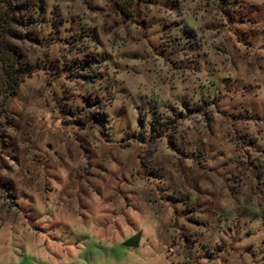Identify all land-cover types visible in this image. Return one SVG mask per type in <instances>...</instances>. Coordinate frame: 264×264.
I'll return each instance as SVG.
<instances>
[{
	"label": "rangeland",
	"instance_id": "374dc122",
	"mask_svg": "<svg viewBox=\"0 0 264 264\" xmlns=\"http://www.w3.org/2000/svg\"><path fill=\"white\" fill-rule=\"evenodd\" d=\"M22 1L0 264H264V0Z\"/></svg>",
	"mask_w": 264,
	"mask_h": 264
},
{
	"label": "trees",
	"instance_id": "16d2710c",
	"mask_svg": "<svg viewBox=\"0 0 264 264\" xmlns=\"http://www.w3.org/2000/svg\"><path fill=\"white\" fill-rule=\"evenodd\" d=\"M2 2L4 3L6 7V13H5L6 17L3 19L4 24L2 25L4 29L2 28L3 30L0 31V56L6 59L5 60L6 66L4 67V71H5V77H6L7 83L8 85H10L11 88L15 89L17 85L21 82V79L25 75H28L31 70L25 67H22L23 63L21 61L22 60L21 55L17 52L15 48L11 49L5 46V44H2L4 41L5 34L9 31V29L7 32L5 31V28H6L5 24L10 25L11 22H13V24L21 23L22 26L23 25L29 26L33 20L31 18L32 15H30L25 20V22H21V20L17 19L18 14L20 12H21L20 14H22V12L24 11L26 12L29 11V9L31 8L30 4L28 5L24 4L22 0H2ZM36 5L38 8L41 7L40 4H36ZM23 7H25V9ZM6 18H8V20ZM9 32L11 33L12 31H9ZM11 34H13V36L15 35V33H11ZM0 187H3L6 190H8V183L0 180ZM132 241L134 243V238L130 242ZM134 244L137 246L138 243H134Z\"/></svg>",
	"mask_w": 264,
	"mask_h": 264
}]
</instances>
